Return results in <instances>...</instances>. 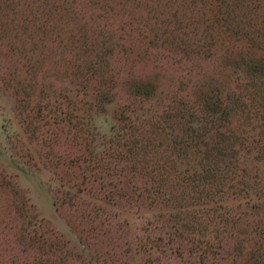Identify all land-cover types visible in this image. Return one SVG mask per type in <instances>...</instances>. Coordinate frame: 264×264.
Instances as JSON below:
<instances>
[{"label": "rangeland", "instance_id": "1", "mask_svg": "<svg viewBox=\"0 0 264 264\" xmlns=\"http://www.w3.org/2000/svg\"><path fill=\"white\" fill-rule=\"evenodd\" d=\"M169 15L157 0H0V264H264V76L224 58L264 60V39L201 52L217 26ZM207 84L223 106L204 110Z\"/></svg>", "mask_w": 264, "mask_h": 264}, {"label": "trees", "instance_id": "2", "mask_svg": "<svg viewBox=\"0 0 264 264\" xmlns=\"http://www.w3.org/2000/svg\"><path fill=\"white\" fill-rule=\"evenodd\" d=\"M248 1L249 0H157V5L160 4L161 6H165L166 8L168 7L169 10L172 11V15H169L170 19H168L170 21L169 26L171 24L172 26L173 25L175 26L176 17H178V20L179 19L189 20V19L195 18L197 19L198 24H199V21H202V23L205 24L206 26L210 24H214V26H217V28L215 27L214 29L218 30V34H219L218 36L223 35L224 43L222 45H217V44H221L217 36L215 37L214 40H210V38H207L204 44L203 45L201 44L199 46V48L201 49V52H206L210 54L213 52L216 46L217 47L223 46V47H229V48H233L234 46L235 47L241 46L244 48L245 47L244 45H247L248 47L252 49L256 47V45H260L258 43L259 40L262 41L264 39V28H262L261 26L262 24L259 25V23L262 22V19L264 20V7H263L264 2L262 0H256L254 4L251 1L249 3L250 5L249 6ZM212 6H215L216 8L212 10L211 8ZM187 7L191 8V11L189 13L186 10ZM209 10L215 11V15L213 17H210V15L208 14ZM130 26H132V23L130 24ZM101 29L98 30L101 36L97 34L95 35V37H92L96 45L94 47L95 50L92 49V51L96 52V55H98L97 59H100V62L95 63L96 68L98 67L102 68L104 66V63L106 64L109 61L105 53L107 49L106 41L99 42L96 39L98 38L102 39L104 34H110V33L106 27H103V28L101 27ZM124 29H125V24L122 27H120L119 30L121 32H125ZM156 29L158 30L157 32L154 31V33H156V35L154 36H156L157 39H161V40L167 39L168 40L172 38L170 34L168 35V32L164 30V27L157 26ZM180 30L182 29L180 28ZM172 32L174 34H177L176 30H172ZM83 40H86V38L84 36H81L79 39V43ZM215 41H216V44H215ZM232 42L234 43L233 46L230 45V43ZM178 43H180V40L177 42V44ZM181 43H184V41L182 40ZM214 52L215 54H218L217 50H214ZM232 52L235 54V62H233V64H235V66L238 67L239 70H241L242 72H245L247 76H250L252 74H254L256 78H260L264 76V60H262L261 58L252 59L250 61L246 60L247 58H244V56H247L249 59L250 56L253 55L247 51H244L242 54H241L242 51H230V52H227L224 58L232 59ZM113 56H115V53H113ZM90 61L93 63L92 59ZM82 68L83 67H79L78 75L89 76V75H93V73L98 72L96 71L97 69H95V71L91 73L90 70L88 71L85 69L82 70ZM88 79H89L88 77H84L80 85L83 84V87L87 88ZM88 81L90 82V80ZM97 85L102 87L101 85L103 84L95 83L94 86H97ZM201 88H203V90L201 91L200 96H201V99L203 100L202 107H204V110L206 109V107L207 109H209L212 107L223 106L225 95L223 92L224 90L222 88H219V86L215 84L203 85ZM103 90L107 92V94L110 96L109 94L110 91L105 90V88H103ZM144 90L145 89L144 87H142V85H136L135 87H133V90H132L133 96L139 97V95H141ZM99 92H101V90L96 91V93L100 94ZM105 96H106L105 94L103 97H99L98 95H96L95 96L96 102L101 104Z\"/></svg>", "mask_w": 264, "mask_h": 264}]
</instances>
